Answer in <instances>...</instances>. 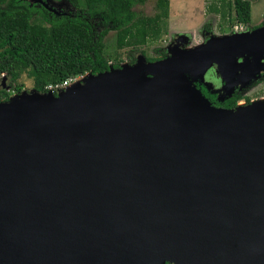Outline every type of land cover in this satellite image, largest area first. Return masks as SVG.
Listing matches in <instances>:
<instances>
[{"label":"water","instance_id":"1","mask_svg":"<svg viewBox=\"0 0 264 264\" xmlns=\"http://www.w3.org/2000/svg\"><path fill=\"white\" fill-rule=\"evenodd\" d=\"M168 52L0 101V264H264V99L195 84L257 80L264 25Z\"/></svg>","mask_w":264,"mask_h":264},{"label":"trees","instance_id":"2","mask_svg":"<svg viewBox=\"0 0 264 264\" xmlns=\"http://www.w3.org/2000/svg\"><path fill=\"white\" fill-rule=\"evenodd\" d=\"M18 1L0 0V79L7 73L12 82H17L21 74L27 72L35 88L41 91L68 77L109 70L104 39L111 29L117 30L119 47H139L157 41L162 36L170 8V0H156V13L150 16L135 9L148 0H84L87 17L85 14L68 17L42 14L33 18L32 10L4 6ZM211 8L223 18L229 15L232 25L252 22L251 0H219V4L215 2ZM88 16L97 19L95 23L101 29H96ZM159 52V56L146 57L147 60L162 59L165 50ZM14 88L18 92L23 89L22 85ZM11 95L9 90L1 89L0 101ZM238 98L241 96L227 100L225 107H236Z\"/></svg>","mask_w":264,"mask_h":264},{"label":"rangeland","instance_id":"3","mask_svg":"<svg viewBox=\"0 0 264 264\" xmlns=\"http://www.w3.org/2000/svg\"><path fill=\"white\" fill-rule=\"evenodd\" d=\"M230 1L233 2V0ZM215 2L219 4V0H170L169 17L163 27L162 36L157 41L139 47L120 48L117 44V32L111 31L106 38V52L112 61L123 60V63L131 64L134 55L143 53V50L145 51L144 55L156 57L160 55V49H167L173 45L175 40L183 41V45L192 48L205 43L212 36L232 34L234 25L231 24L229 15L223 18L220 14L212 11L211 6ZM251 2L252 22L247 25L250 29L255 25L264 23V0H251ZM63 3L68 9H75L71 3L67 1H63ZM82 3H84L83 0ZM155 4L156 0H148L142 5H136L135 9L140 13L152 16L156 13ZM234 12L233 10V16L235 15ZM235 24L240 23L235 22ZM219 75L221 74L218 66L212 65L205 73V80L207 82H210V79L215 81ZM19 85H22V90L35 88L34 81L25 74L17 82L9 80V91L12 95L18 93L14 87ZM249 93V97L253 98L252 101L264 99V82L251 89ZM240 104H245V102L242 101Z\"/></svg>","mask_w":264,"mask_h":264},{"label":"flooded vegetation","instance_id":"4","mask_svg":"<svg viewBox=\"0 0 264 264\" xmlns=\"http://www.w3.org/2000/svg\"><path fill=\"white\" fill-rule=\"evenodd\" d=\"M63 1H67V2L71 3V5H73L75 7V9H73V10L68 9V7H66V5H65V3H63ZM80 1H82V0H80ZM4 6L5 7H8V6L20 7V8L27 10V11L32 10L31 13L33 15V18H36V16L41 17L42 14L52 15L55 17H64V16L68 17V16H77L80 14H85L86 15L85 17H87L86 11H84V9H83V7L86 6L85 2L84 3L80 2L79 4H74L70 0H38V1L19 0L18 3H8V4H5ZM88 19L91 23L94 24L96 29H101V26L99 24L95 23L96 21H98L97 19H95L94 17L89 18V16H88ZM44 21L46 24H50L49 20L44 19ZM262 25H264L263 22H262V24L255 25L250 29L247 27V25L244 26V24H243L244 29L242 31L252 30V29L260 27ZM235 26L236 25H234V27H233L234 28L233 33L242 32V31L236 30ZM111 31L117 32L116 29H111L108 32V34ZM108 34H106V36H105V39H104L105 43H106V38H107ZM176 44H178L182 48H187L185 45L180 44V41H176V40L173 43V45H171V46L174 47ZM120 48H124V47H120ZM168 48L164 49L165 54L162 55V58H165L169 55ZM105 53L109 58V63H108L109 68L108 69H110L112 67L118 68L124 64L123 60L119 61V62L112 61L110 59V56L106 52V47H105ZM140 53L143 54L142 52H140ZM139 54L134 55V58L131 61V64H134L137 61V57ZM146 57H150V56H146ZM88 73H90V72H88ZM25 74L27 75V72H24L21 75H25ZM3 75L7 76L6 83L9 85V80L12 81V79L10 78V76H8L9 74H7V73L3 74ZM81 75H85V74H81ZM236 76H237L236 78H232V80L230 79L229 85L230 84L234 85L235 81H239L238 77L240 75H236ZM222 79H223L222 76L219 75L215 81H213V79H210L212 81V83H210V84L209 83L206 84L204 82H202V84H201V79H198L195 82V84L203 92V94L207 98H209V100L212 102V104H214L215 106H218V107H225V103L227 100H229L233 97L241 96V98H238V101L236 104V106H237L242 101H244L245 104L250 103L252 101L253 98L249 97L250 96L249 91H251V89L257 87L258 85H260L261 83L264 82V72L262 73V75L259 76V78L257 80L252 81L249 85H246L243 88H241V84H237V83L235 84V86H231V88H230V86H225L226 83L224 80L222 81ZM1 81H2V78L0 79V83H1ZM231 89H233V90H231ZM161 264H175V263H173L171 261H166V262L161 263Z\"/></svg>","mask_w":264,"mask_h":264},{"label":"built area","instance_id":"5","mask_svg":"<svg viewBox=\"0 0 264 264\" xmlns=\"http://www.w3.org/2000/svg\"><path fill=\"white\" fill-rule=\"evenodd\" d=\"M235 29L238 31H242L244 29L243 24H238L235 26ZM83 75H79L76 77H68L66 78L62 83H58V84H50L47 86V90H53L55 92H58L60 89L66 87L67 85H69L70 83H72L74 80L80 78Z\"/></svg>","mask_w":264,"mask_h":264}]
</instances>
